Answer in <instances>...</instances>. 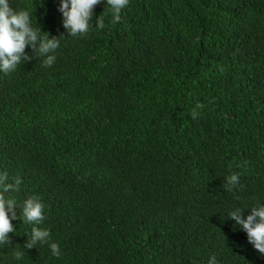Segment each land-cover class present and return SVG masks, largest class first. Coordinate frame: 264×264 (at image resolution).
<instances>
[{
  "label": "trees",
  "instance_id": "16d2710c",
  "mask_svg": "<svg viewBox=\"0 0 264 264\" xmlns=\"http://www.w3.org/2000/svg\"><path fill=\"white\" fill-rule=\"evenodd\" d=\"M58 4L13 0L60 46L0 73V170L61 255L17 219L0 264H264L229 218L264 200V0H129L119 22L106 2L82 36Z\"/></svg>",
  "mask_w": 264,
  "mask_h": 264
},
{
  "label": "clouds",
  "instance_id": "9594fccd",
  "mask_svg": "<svg viewBox=\"0 0 264 264\" xmlns=\"http://www.w3.org/2000/svg\"><path fill=\"white\" fill-rule=\"evenodd\" d=\"M110 6L113 22L121 20V10L129 0H59L58 10L62 14L63 27L72 36L87 34L93 27L102 28L103 20L98 17L93 26L94 9L101 3ZM33 19L31 8L19 9L13 6V0H0V73L8 74L25 61L31 60L32 55L26 52L30 48L33 54L44 57L45 67L52 66L56 61L55 51L60 46V37L42 32ZM202 107L197 104L196 108ZM194 108L191 111L193 119L198 116ZM23 180L20 176H10L8 171L0 170V249L11 244L10 233H16V226L12 221L20 219L22 223L31 225L30 234L26 233L23 248L32 249L38 244L48 245L51 254L59 257L61 249L57 242L50 239V229L40 227L45 220V204L39 196H28L17 212L18 203L14 197L6 194L19 191ZM239 184V174L231 173L226 177L227 190H233ZM243 209H250L244 215ZM234 226L243 229L247 234L248 242L261 256H264V200H257L252 207H236L229 213ZM22 250L14 251V258L19 261L23 258ZM207 264H218L215 255L208 258Z\"/></svg>",
  "mask_w": 264,
  "mask_h": 264
}]
</instances>
